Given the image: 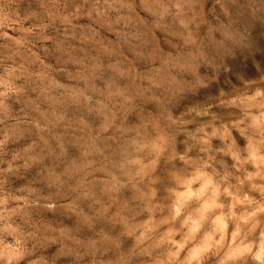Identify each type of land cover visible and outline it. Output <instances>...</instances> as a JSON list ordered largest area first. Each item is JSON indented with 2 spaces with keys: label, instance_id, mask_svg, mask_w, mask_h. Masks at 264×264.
I'll use <instances>...</instances> for the list:
<instances>
[{
  "label": "rangeland",
  "instance_id": "rangeland-1",
  "mask_svg": "<svg viewBox=\"0 0 264 264\" xmlns=\"http://www.w3.org/2000/svg\"><path fill=\"white\" fill-rule=\"evenodd\" d=\"M77 5H83L84 13L91 8L84 0H4L3 15L11 23L0 31L19 37L31 29L27 38L32 55L18 81L25 84L30 101L10 99L12 115L0 124L4 141L0 186L26 198L27 206L13 201L10 207L19 204L16 218L40 234L41 264H169V218L164 208L181 193L168 191V185L175 182L179 187L187 181L181 175L168 176L155 165L149 172L138 160L132 162L140 165L138 170H125L123 120L118 123L108 110L106 89L126 91L143 79L138 71L143 63L133 62L130 53L155 61L185 37L170 32L162 41L156 31L133 35L127 20L97 23L94 14L78 13ZM148 13L147 7L136 9V19H148ZM41 18L47 27L40 26ZM121 61L133 64L130 84L121 83L129 81ZM128 103L134 106L132 99ZM133 110L127 108L123 119ZM206 131H211L206 121L188 119L185 142L177 150L187 148L193 160L203 157L195 140ZM219 144L213 141L214 146ZM225 160L231 166V160ZM220 190L224 195L219 202L230 216L223 244L234 242L242 251L243 242L251 238L246 227L249 214L264 208V199L248 184L238 187L234 181L222 184ZM246 196L255 197L257 204L250 206ZM157 200L160 203L154 204ZM156 209L159 218L146 220ZM216 213V209L207 212L203 222L204 230L213 234L223 220ZM258 218L264 222V212ZM224 264L232 261L224 256Z\"/></svg>",
  "mask_w": 264,
  "mask_h": 264
},
{
  "label": "clouds",
  "instance_id": "clouds-1",
  "mask_svg": "<svg viewBox=\"0 0 264 264\" xmlns=\"http://www.w3.org/2000/svg\"><path fill=\"white\" fill-rule=\"evenodd\" d=\"M84 2L91 3V8L84 13L83 5H77V12L94 14V22L117 24L127 20L133 35L140 32L147 36L156 31L162 41L170 32L185 37L184 42H177L176 49L166 48L155 61L130 53L133 62L143 63L138 69L143 79L126 91L106 89L108 110L116 115L118 123L123 120L127 155L121 159L125 170L135 171L146 165L151 172L155 165L166 175H181L187 181L179 187L175 182L168 185V191L181 193L164 208L169 218V264H224V256L232 264H264V222L258 218L264 208L249 214L246 227L251 238L243 242L242 251H237L240 246L234 242L223 244L230 216L219 202V196L224 195L221 185L230 181L238 187L248 184L250 191L264 199V0ZM3 3L0 0V28L11 23L3 15ZM145 7L149 9L148 19L137 20L136 9ZM40 26L47 27L43 18ZM31 31L24 30L19 37L0 31V124L12 115L10 99L15 97L25 104L30 101L28 89L18 81L24 78L32 55L27 38ZM121 63L129 76V81L121 83L130 84L133 64ZM129 99L134 106L129 105ZM129 107L133 112L123 119ZM190 118H200L211 128L195 140L204 153L197 160L187 155V148L177 150V145L185 142V125ZM214 140L220 144L214 146ZM3 144L0 141V148ZM225 157L231 160V166ZM137 160L140 165L132 163ZM13 201L25 206L28 203L25 197L5 192L0 186V264H41L40 234L16 218L19 204L10 207ZM246 201L250 206L257 204L255 197L246 196ZM212 209L217 210L218 218L223 217L215 234L203 227L205 214ZM158 210L146 220H157Z\"/></svg>",
  "mask_w": 264,
  "mask_h": 264
}]
</instances>
